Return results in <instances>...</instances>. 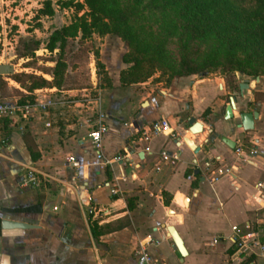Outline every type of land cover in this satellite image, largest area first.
Wrapping results in <instances>:
<instances>
[{
  "label": "crops",
  "instance_id": "0c3cea01",
  "mask_svg": "<svg viewBox=\"0 0 264 264\" xmlns=\"http://www.w3.org/2000/svg\"><path fill=\"white\" fill-rule=\"evenodd\" d=\"M121 67L107 65L114 71L112 88L98 99L108 116L102 158L88 139L91 123L77 112L74 121L53 124L49 111L32 109L0 146V264H138L134 249L147 235L157 240L149 253L167 264H233V226L239 234L256 232L264 242L262 194L254 187L264 182V99L255 100L253 84L236 94L234 114L258 110L254 129L232 132L238 117L224 119L230 95L216 93L209 79L177 76L160 95L129 96L118 86ZM206 109L210 113L203 116ZM191 116L201 122V132L190 130ZM160 118L177 136L143 138V130ZM212 132L218 137L204 142ZM222 135L241 141L244 154L254 150L250 161L242 162ZM126 143L133 145L132 164L106 162ZM30 148L39 153L35 161ZM161 150L178 152V160H162ZM208 160L231 173L212 182L204 168ZM27 168L36 170L38 187L22 184ZM90 206L95 214L88 213ZM6 216L33 227L4 229ZM92 222L99 226L97 237ZM167 225L181 236L185 255L174 248ZM250 264L263 263L252 258Z\"/></svg>",
  "mask_w": 264,
  "mask_h": 264
},
{
  "label": "rangeland",
  "instance_id": "374dc122",
  "mask_svg": "<svg viewBox=\"0 0 264 264\" xmlns=\"http://www.w3.org/2000/svg\"><path fill=\"white\" fill-rule=\"evenodd\" d=\"M44 1L0 0V64H12L14 67L13 74H0L3 80L0 83V99L33 102L31 98H35V93L33 91L29 95L28 86L32 78L28 74L52 82L56 61H60L64 64L61 86L44 87L48 89L42 92L46 96L40 93L39 99L52 101L47 111L51 117L54 116L53 124L65 120L74 121L77 118L76 112L83 117L85 124L92 123L99 107L100 95L106 96L104 89L112 88L114 71L113 74L110 73L107 65L121 63V68H127L132 64L122 62V56L131 50L130 42L118 31H94L86 38L78 36L68 39L61 54L58 49L49 52L45 48L48 36L55 28L72 21L75 8H60L58 0H51L54 13L38 15ZM184 3V0L116 1L117 9L129 14L128 21L138 37L149 40L150 43L159 41L164 47L160 60L163 65L155 68L148 78L121 84L119 69V89L129 96L141 93L160 95L171 80L177 77H172L173 70L180 68L183 59L188 56L199 68L206 65V68H214V64L219 63H231L236 68L231 73H223L217 69L207 74L199 72L189 75L193 80L209 79L215 92L223 93L227 98L233 91L239 93V83L248 79L256 89L255 100L264 99V91H257L261 88L264 90L263 0H214L213 6L218 15L235 25L229 26L220 17L218 21H204L207 25L205 34L194 40L189 39L192 34L187 28L190 15H187ZM83 10H86V6ZM115 24L120 25L118 21ZM32 39L40 41L39 48L31 57H20L19 54L24 52L26 45L31 44ZM94 69L96 87H93L91 78V70ZM253 69H256V73L251 72ZM14 74L18 76L19 82L10 77ZM130 75L127 73L126 77ZM220 84L223 85L222 90ZM253 106L252 104L250 107ZM33 112H42V108ZM208 113L209 110L203 116Z\"/></svg>",
  "mask_w": 264,
  "mask_h": 264
},
{
  "label": "trees",
  "instance_id": "16d2710c",
  "mask_svg": "<svg viewBox=\"0 0 264 264\" xmlns=\"http://www.w3.org/2000/svg\"><path fill=\"white\" fill-rule=\"evenodd\" d=\"M117 0H58L57 5L60 8H75V15L72 18V21L68 24L62 25L59 28H55L45 43V48L49 52H53L55 49L60 51L63 50L68 39H74L78 36L81 38L89 37L94 31L100 33L118 31L122 33L124 39L130 42L131 50L122 56V62L129 64L127 68H121L119 72V80L121 84L131 83L138 81L139 78L145 79L152 76L155 68L161 67V59L163 56L164 47L162 44L157 41V43H150L149 40H143L141 37H138L128 21V13L120 12L116 7ZM176 2L183 0H175ZM183 4L184 9L190 19L187 22V28L191 30V37L189 39L194 40L202 36L206 32L207 25L204 21L215 20L218 21L221 15L215 11L213 6L214 0H184ZM225 3H227L225 1ZM264 7V0H263ZM86 6V10H83ZM83 10V12H81ZM54 9L52 7L51 0H45L44 6L38 10V15H52ZM222 19V18H221ZM224 18L222 19V21ZM120 23L117 26L115 23ZM228 25H234L228 21L224 20ZM122 25V26H121ZM235 28H238L236 26ZM29 40V39H28ZM31 44L25 46L24 52L20 53V57H31L34 55L35 50L39 48L40 41L37 39L30 40ZM250 55V53H248ZM102 65V64H100ZM199 68L191 58L186 56L180 68L173 70L172 77L174 76H188L191 74H196L199 72H204L207 74L212 71L220 70L223 73H231L236 68L231 64H214V68ZM239 69V68H238ZM241 70V69H239ZM64 71L63 62L56 61L55 67L53 69L54 77L53 81L50 82L43 77L35 76L34 74H28L32 78L28 86L29 95H32L34 90L52 87V86H61L62 75ZM251 72L256 73V69L251 70ZM130 73L129 77H126V74ZM14 80L20 81L17 75H11ZM0 77V83L2 82ZM31 97V96H30ZM33 99V97L31 98ZM22 102V101H21ZM31 102V101H30ZM208 109L204 111V114ZM157 120V119H156ZM6 135L10 134V129H6ZM30 156L33 161L39 158V153L30 148ZM110 175V173H108ZM128 205H131V198L127 199ZM165 205H168V201H164ZM128 206V207H129ZM97 223L92 222L91 230L94 237H97L99 231H97Z\"/></svg>",
  "mask_w": 264,
  "mask_h": 264
},
{
  "label": "built area",
  "instance_id": "2783aa9c",
  "mask_svg": "<svg viewBox=\"0 0 264 264\" xmlns=\"http://www.w3.org/2000/svg\"><path fill=\"white\" fill-rule=\"evenodd\" d=\"M91 75L93 87H96L97 77L95 69L91 70ZM221 87L222 85H220V88ZM47 90V88L34 90L35 98H33V102L25 101L23 103H20L17 100L7 101L0 99V146L7 145L8 135L5 134L6 129L11 130L12 127H14V125L18 122L19 118H27L28 116H30L32 109L35 110L42 108V111L47 110L48 105L51 104L52 101H42L38 97L40 93ZM42 96H46V94L42 93ZM107 119V114L98 107L90 125V130L88 132V139L91 146L94 148L98 158L103 157L102 138L107 131ZM46 125H49V123H46ZM193 133L195 134L196 132ZM160 134L169 136L170 138H175L177 136L175 130L172 128L169 122L164 118H160L151 122L147 126V128L143 130L142 137L147 140ZM207 139L208 138H205L204 142H207ZM132 146V143L131 145L126 143L122 146L121 150L116 155H114L110 160H106V162H121L124 164H132ZM234 150L239 155L242 162H249L250 155L254 152V150H252L249 154H244V151L241 147V141L239 140H237V143L234 146ZM159 155L162 160L169 163H174L176 160H178V152H168L167 150H161L159 152ZM68 160L72 161L73 159L70 157L68 158ZM212 165V161L209 160L206 161L204 165L205 170L211 174L212 182L218 180L219 177L224 174L229 175L231 173L229 168H212ZM21 182L23 185L29 187H38L40 185V178L35 169L27 168ZM254 187L257 192H260L262 194L261 216L264 218V182H256ZM110 192L115 193L116 189L111 187ZM88 213L95 214L96 210L94 209V207L90 206L88 208ZM232 230L234 236L231 237L230 240L234 247V250L230 255V261L233 264H250L251 259L254 258L264 264V242L259 240L256 232L247 231L243 234H239V230L236 226H233ZM216 240L217 238H214L213 242H215ZM153 243H157V240L149 235L141 238L138 241V244L134 249L138 264H167L164 260H161L149 253V246Z\"/></svg>",
  "mask_w": 264,
  "mask_h": 264
},
{
  "label": "water",
  "instance_id": "95a60500",
  "mask_svg": "<svg viewBox=\"0 0 264 264\" xmlns=\"http://www.w3.org/2000/svg\"><path fill=\"white\" fill-rule=\"evenodd\" d=\"M14 73V67L12 64H0V74H13ZM259 80L258 78L256 79ZM250 81L248 79H244L239 83V91L242 92L244 88H249ZM236 91H233L232 94L229 96V102L225 107V113H224V119H233L235 116L238 117V122L235 123V126L231 129V131H235L236 129H242L243 131H251L254 129V120L258 118L259 112L258 110L254 109L252 111H240L237 115L234 114V111L236 110ZM188 123L191 125L190 130L192 132H201L202 131V124L196 121V118L194 116L189 117ZM218 137L217 132H212L211 135L208 137L207 141L211 142L215 138ZM220 140L223 141L226 145H228L231 148H234L235 141L231 138H229L226 135L220 136ZM188 143L190 146L194 145V142L191 140H188ZM199 146L196 147V152L199 150ZM199 170L196 169L194 171V174H198ZM1 226L4 229L9 228H31L33 227L32 224L18 221V220H12L8 216H6L4 219L1 220ZM166 229L170 233L172 240L174 242V248L179 251V253L183 256L186 254V249L183 244V240L179 233L177 232L176 228L173 225H167Z\"/></svg>",
  "mask_w": 264,
  "mask_h": 264
},
{
  "label": "bare ground",
  "instance_id": "6f19581e",
  "mask_svg": "<svg viewBox=\"0 0 264 264\" xmlns=\"http://www.w3.org/2000/svg\"><path fill=\"white\" fill-rule=\"evenodd\" d=\"M200 123V122H199Z\"/></svg>",
  "mask_w": 264,
  "mask_h": 264
}]
</instances>
